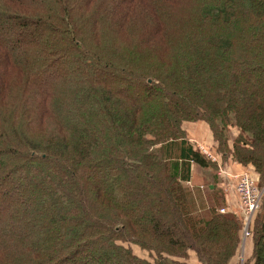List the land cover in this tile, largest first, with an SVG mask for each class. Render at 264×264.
I'll use <instances>...</instances> for the list:
<instances>
[{
    "label": "trees",
    "instance_id": "16d2710c",
    "mask_svg": "<svg viewBox=\"0 0 264 264\" xmlns=\"http://www.w3.org/2000/svg\"><path fill=\"white\" fill-rule=\"evenodd\" d=\"M186 161L264 187V0H0V264H264Z\"/></svg>",
    "mask_w": 264,
    "mask_h": 264
},
{
    "label": "crops",
    "instance_id": "0c3cea01",
    "mask_svg": "<svg viewBox=\"0 0 264 264\" xmlns=\"http://www.w3.org/2000/svg\"><path fill=\"white\" fill-rule=\"evenodd\" d=\"M183 129L185 130L186 137L189 141V145L193 149H201L206 153H211L213 147V140L207 124L200 121L196 122H185L183 124ZM184 144V146H188ZM212 154V153H211ZM213 155V154H212ZM217 158L216 164L219 163V157ZM188 164V175L189 179L184 181V185H187L191 189V193L194 195V199L197 205L208 206V201H214L215 197H221L223 206L222 208L229 212H236L238 210V200L235 192L233 191L231 185L218 174V166H222L226 171L231 173H236L239 170V165L232 163H225L218 165L217 171L211 169L210 167L203 168L195 165L192 161L185 162ZM190 180V182H188ZM214 188V190H213ZM213 190V191H212ZM220 209V208H219ZM250 247L246 246L247 254H249ZM189 264H201L199 263L193 253H189L188 256Z\"/></svg>",
    "mask_w": 264,
    "mask_h": 264
},
{
    "label": "built area",
    "instance_id": "2783aa9c",
    "mask_svg": "<svg viewBox=\"0 0 264 264\" xmlns=\"http://www.w3.org/2000/svg\"><path fill=\"white\" fill-rule=\"evenodd\" d=\"M204 153L206 152L204 151ZM206 154L208 157H212L211 153ZM218 174L231 185L237 196L238 210L234 213L242 218V236L245 238L248 235L249 222L259 207L264 187H259L251 175L244 170L230 174L223 167H219ZM219 211L222 213L224 209H220Z\"/></svg>",
    "mask_w": 264,
    "mask_h": 264
},
{
    "label": "rangeland",
    "instance_id": "374dc122",
    "mask_svg": "<svg viewBox=\"0 0 264 264\" xmlns=\"http://www.w3.org/2000/svg\"><path fill=\"white\" fill-rule=\"evenodd\" d=\"M185 136H186V134H185ZM201 150V149H200ZM225 166L227 167V165L225 164ZM222 167V166H221ZM242 169L240 168V166H239V170H237V171H235V172H240ZM253 177V176H252ZM255 177V176H254ZM253 177V179H255ZM246 246H249V243H248V240L247 241H245V243L243 242L242 243V252H240V264H242V262H243V259H245L246 258V255H247V251H246ZM135 252H137V254H141L142 255V253H140L139 251H138V249L137 248H135ZM186 263L187 264H189L190 262L188 261V259L186 260Z\"/></svg>",
    "mask_w": 264,
    "mask_h": 264
},
{
    "label": "bare ground",
    "instance_id": "6f19581e",
    "mask_svg": "<svg viewBox=\"0 0 264 264\" xmlns=\"http://www.w3.org/2000/svg\"><path fill=\"white\" fill-rule=\"evenodd\" d=\"M211 158V160L212 161H217V158L214 156V155H212V157H210ZM219 167H221V166H218V170H219ZM220 209H223V208H220ZM220 209H218V211L220 210ZM220 212V211H219ZM224 212H225V209H224ZM224 212H222V213H224ZM221 213V212H220Z\"/></svg>",
    "mask_w": 264,
    "mask_h": 264
}]
</instances>
